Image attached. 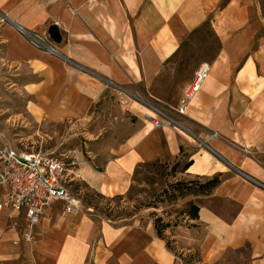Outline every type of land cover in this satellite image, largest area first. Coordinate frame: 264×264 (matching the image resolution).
Here are the masks:
<instances>
[{
	"label": "crops",
	"instance_id": "obj_1",
	"mask_svg": "<svg viewBox=\"0 0 264 264\" xmlns=\"http://www.w3.org/2000/svg\"><path fill=\"white\" fill-rule=\"evenodd\" d=\"M206 24L219 50L202 62L208 76L184 117L193 128L153 129L143 102L157 100L165 67ZM18 29L45 35L55 53ZM4 100L33 122L96 126L101 172L77 173L100 193L125 194L140 165L184 157L191 165L181 176L222 180L192 199L196 220L167 232L178 253L151 220L97 222L54 202L19 246L13 215L0 212V264H264V0H0Z\"/></svg>",
	"mask_w": 264,
	"mask_h": 264
},
{
	"label": "rangeland",
	"instance_id": "obj_2",
	"mask_svg": "<svg viewBox=\"0 0 264 264\" xmlns=\"http://www.w3.org/2000/svg\"><path fill=\"white\" fill-rule=\"evenodd\" d=\"M218 50L219 43L209 27L204 26L190 35L180 48L176 59L168 63L159 78L154 90L157 100L154 99L153 104L168 115L175 114L183 90L190 82L195 70L202 62L211 61ZM4 103L0 102V133L13 150L50 152L59 159L74 162L76 166L73 171L76 175L77 172L80 173V168L86 165L96 172H101V168L93 164L99 152L98 146L103 142L101 135L97 134L96 126H91L89 123L33 122L26 115L23 105H7L6 100ZM184 117L180 119V122L187 125L189 129L193 128L190 127L193 126V122ZM145 122L149 124L148 121L145 120ZM89 133L93 135L89 136ZM187 161V157L179 161L180 166L174 178L168 176V171L175 162L166 163V169L141 168L132 177L128 191L122 195L100 193L82 177L73 178L67 188L79 200L80 208L78 214L72 216L81 214L97 222L107 220L117 224H128L135 219L153 222L157 217L164 223H169L170 228L167 232H170L182 225L185 220L179 215V210L175 212L176 208L166 204L162 191L166 189L167 184L180 179L188 180L179 173ZM167 232L162 234V237L168 243L169 249L178 253L172 245L173 232L171 234ZM183 259L186 264L192 261L191 258Z\"/></svg>",
	"mask_w": 264,
	"mask_h": 264
},
{
	"label": "built area",
	"instance_id": "obj_3",
	"mask_svg": "<svg viewBox=\"0 0 264 264\" xmlns=\"http://www.w3.org/2000/svg\"><path fill=\"white\" fill-rule=\"evenodd\" d=\"M18 33L34 48L55 53L45 35L27 33L23 29H18ZM208 72L209 64L201 63L184 90L175 114L168 115L153 102H143L152 113L147 117L149 125L153 129L167 127L182 132L184 127L180 119L186 115ZM216 136L212 134L209 138ZM75 166L74 162L59 159L50 152L15 151L0 133V189H6L5 199L0 202V212H6L10 217L13 215L8 231L18 237L13 241L14 246L32 241L35 227L52 203H62L64 211L70 215L78 214L79 200L67 188L73 178H79L73 171Z\"/></svg>",
	"mask_w": 264,
	"mask_h": 264
},
{
	"label": "trees",
	"instance_id": "obj_4",
	"mask_svg": "<svg viewBox=\"0 0 264 264\" xmlns=\"http://www.w3.org/2000/svg\"><path fill=\"white\" fill-rule=\"evenodd\" d=\"M204 26L209 27L208 24ZM167 164L166 163L160 164L159 161H155L152 163H145L143 165H140L136 169L132 177H134L137 174V172L143 167H150V168L158 167V168L166 169ZM190 165L191 162L185 163V165L181 167V171L179 173L185 172ZM179 166L180 163L175 162L169 168L168 176L174 178ZM221 180H222L221 175H217L208 179H200V178L188 179V180L180 179L178 181H175L174 183L167 184L166 189L162 191V196H164L165 202L168 206L172 208H176L175 212L179 210V215L182 217L183 220H196L198 218V208L196 207L192 199L195 197L209 196L213 192V190L221 183ZM179 203H181V205H177ZM175 225L174 227H176ZM153 226L155 229L156 236L159 239L164 240L162 234L167 232L168 229L170 228L169 223H164L161 218L156 217L153 220ZM166 246L169 248L167 242H166Z\"/></svg>",
	"mask_w": 264,
	"mask_h": 264
},
{
	"label": "water",
	"instance_id": "obj_5",
	"mask_svg": "<svg viewBox=\"0 0 264 264\" xmlns=\"http://www.w3.org/2000/svg\"><path fill=\"white\" fill-rule=\"evenodd\" d=\"M49 34H50L51 38H53V40L59 41L58 31H57L56 27H52L49 31Z\"/></svg>",
	"mask_w": 264,
	"mask_h": 264
}]
</instances>
